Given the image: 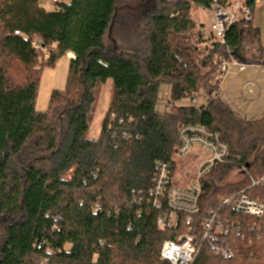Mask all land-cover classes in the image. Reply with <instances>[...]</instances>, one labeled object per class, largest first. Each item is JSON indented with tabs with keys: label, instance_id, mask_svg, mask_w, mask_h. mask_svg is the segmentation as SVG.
<instances>
[{
	"label": "trees",
	"instance_id": "1",
	"mask_svg": "<svg viewBox=\"0 0 264 264\" xmlns=\"http://www.w3.org/2000/svg\"><path fill=\"white\" fill-rule=\"evenodd\" d=\"M257 1L243 0L252 13ZM136 2L58 0L48 10L42 0H0V264H167L162 244L187 230L184 223L157 230L149 190L159 162L172 163L175 173L183 125L219 132L230 151V162L203 180L193 216L199 236L233 171L244 178L239 190L264 204V185L251 186L264 175V115L243 118L211 84L224 60L238 59L245 33L256 46L252 62L264 68L259 28L252 20L232 25L226 46L199 29L192 46V4L210 10L218 1ZM135 19L145 24L141 49L125 47ZM70 53L65 89L52 92L48 110L38 112L43 69ZM10 61L23 69L19 82ZM108 80L112 101L100 138L92 140L89 117ZM162 85L170 90L164 112ZM201 95L209 100L200 107L175 104ZM223 212L242 224L229 237L236 257L221 259L202 246L195 264H264V218Z\"/></svg>",
	"mask_w": 264,
	"mask_h": 264
},
{
	"label": "built area",
	"instance_id": "2",
	"mask_svg": "<svg viewBox=\"0 0 264 264\" xmlns=\"http://www.w3.org/2000/svg\"><path fill=\"white\" fill-rule=\"evenodd\" d=\"M211 7L212 19L208 29V35L213 36L214 41L222 46H226V35L228 29L244 21H251L253 13L246 6L243 0H215ZM58 2V0H52ZM19 35V33H16ZM237 67L239 72L248 68H255L254 64L241 63L236 58L224 60L216 70L213 78V85L220 83L229 74V67ZM264 73V68H262ZM244 89L253 94V88L248 84ZM204 100L209 97L203 96ZM199 97L189 99L190 103L198 106ZM223 99V98H222ZM160 101V100H159ZM163 107L164 111H169V102H158V110ZM161 111V110H160ZM161 111V112H164ZM117 114L111 119H116ZM179 149L176 155H189L194 149L205 153L196 173L189 180L186 186L174 184L173 164L170 162H159L156 173L152 181L150 193L152 196V206L159 212L156 219L157 230L161 233L165 231H176L184 223L186 232L178 236L176 240H165L161 246L160 260L167 264H195V259L202 246L209 247L213 254L219 258L233 260L236 257L235 250L230 244L229 237L242 227L240 221H233L227 217L223 210L231 209L234 212L246 216L262 219L264 218V204L257 202L246 194V190H234L226 195H221L217 199V208L210 211L202 224L201 235L196 233L193 226V216L200 211V197L204 193L203 180L218 166L226 165L230 162V151L228 145L222 140L219 132L210 131L205 126L188 124L183 125L178 130ZM245 171V169H243ZM264 185V175L257 180H253L251 186ZM250 227L249 229H254ZM245 237V235H243Z\"/></svg>",
	"mask_w": 264,
	"mask_h": 264
},
{
	"label": "rangeland",
	"instance_id": "3",
	"mask_svg": "<svg viewBox=\"0 0 264 264\" xmlns=\"http://www.w3.org/2000/svg\"><path fill=\"white\" fill-rule=\"evenodd\" d=\"M71 0H60L61 3H68ZM128 1V2H127ZM137 1V0H136ZM135 0H124V6L125 4L129 5H135L137 3ZM178 1L183 0H167V2L175 3ZM190 1V0H187ZM42 5L47 8L48 10H52L54 7V3H52V0H42ZM123 5V4H122ZM130 7V6H128ZM212 12L209 9L199 8L195 7L194 4H192L191 14L190 17L193 19L195 28L191 30V32L188 34L191 37V44L196 45V38L198 34V30L201 29L204 33V35L208 36V29L211 25V19H212ZM128 24V23H127ZM130 31L127 30L124 34L125 39H129V42L125 44V47L135 45L137 48L141 49V40L144 36V31H146L144 27L143 22H138L137 19L134 20L133 23H130ZM109 43V42H108ZM194 43V44H193ZM243 48L251 51L252 53L255 52L256 46L255 43H252L251 37L248 35V33H245L242 39ZM69 55V54H68ZM67 55V56H68ZM72 57V56H70ZM73 59V58H72ZM70 60L68 57L64 56L60 58L54 67H45L42 71L41 78H40V86L38 90V97L35 104V109L38 112L43 113L44 111L48 110V106L50 104V100L52 97V92L54 91H63L67 84V77L69 72V65ZM10 67V74L12 76V79L19 82L22 79V67L14 62H9ZM217 70V69H216ZM216 70L213 73L211 84L213 85L212 81L216 74ZM258 70L262 71L260 67L257 68V72H253L252 70H248L246 72H243L240 75V79L244 82L249 81L250 83H257L258 86L262 89L260 93V97L257 99V94H249L248 90H246V93L242 97L240 94H238L239 85L238 81L239 78L236 77L235 71L236 68L230 66L229 67V74L224 79V81L221 83V87L223 88V99L224 102H226L229 107H231L233 110H235L240 116L246 119H253V118H260L263 116L264 113V77L258 76ZM256 86L254 85L253 88ZM112 88H113V81L108 80L106 83L100 84L98 87V97L93 105V110L89 117L90 127L87 131V138H90L92 140H98L100 138V134L102 131V127L104 124V119L106 117V114L109 110V104L112 101ZM256 89V88H255ZM254 89V90H255ZM160 101L159 104L169 102V87L166 85H162L160 88ZM257 90V89H256ZM204 95L200 96V99L198 101V106L200 107L202 104H204ZM230 96V97H228ZM177 106H187L190 105L189 99L182 100L175 102ZM161 111L163 110V107L160 108ZM205 153H201L197 148L194 149L189 155L185 156H179L176 155L174 160L176 162V170L174 173L175 179L174 184L180 185V186H186L189 180L194 176L196 173L201 161H203ZM244 178L241 173H238L236 171H233L232 173H229V176L225 179L223 183H221V186L223 188V191H220L215 197L218 199L221 195H226L229 192H233L234 190L241 189L244 185ZM232 189L228 193L226 190Z\"/></svg>",
	"mask_w": 264,
	"mask_h": 264
},
{
	"label": "crops",
	"instance_id": "4",
	"mask_svg": "<svg viewBox=\"0 0 264 264\" xmlns=\"http://www.w3.org/2000/svg\"><path fill=\"white\" fill-rule=\"evenodd\" d=\"M253 14L254 15H253V19H252V25H253L254 28H256V27L259 28V30L261 32V43L264 46V0H258L257 1L255 9L253 11ZM236 54H237L238 60L241 63L244 62V63L254 64L255 65V68H248V69L244 70L243 72H246L248 70H252L253 72L254 71L257 72V68L258 67H260L261 69L263 68L259 64H255V63L252 62L253 59L255 58L254 57V53H252L251 51L243 48V44H242V48ZM70 56H72V57H70ZM67 57L70 60V59L74 58V54L70 53ZM234 68H236L235 75H236V77L239 78L238 85H239L240 88L238 90V94H240L242 97L244 96V94L246 93V89H244V85L245 84H248L252 88L255 85L256 86L255 88L257 90L255 88H253V91H254L253 94H257V99H258L260 97V93H261L262 89L255 82L254 83H250L249 81H246V82L243 83V81L240 79V75L243 72H239L237 67H234ZM262 75L264 77V73L262 71L258 70V76H262ZM221 83H220V88H221V91L223 92V88L221 87ZM228 97H230V96H228ZM222 98H223V94H222ZM223 101H224V99H223ZM262 115H264V113Z\"/></svg>",
	"mask_w": 264,
	"mask_h": 264
}]
</instances>
